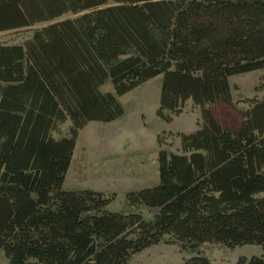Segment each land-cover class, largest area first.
<instances>
[{"label": "trees", "instance_id": "trees-1", "mask_svg": "<svg viewBox=\"0 0 264 264\" xmlns=\"http://www.w3.org/2000/svg\"><path fill=\"white\" fill-rule=\"evenodd\" d=\"M43 23L24 47L0 45L8 264H129L162 243L195 254L187 264H211L206 244L264 250V98L246 101L235 130L210 108L235 109L230 78L264 69V0H0V33ZM158 76L163 122L189 100L202 116L179 135L182 154L160 151L159 184L127 193L128 212L109 211L114 195L64 190L80 132L124 117L119 98ZM108 81L115 94L101 92Z\"/></svg>", "mask_w": 264, "mask_h": 264}, {"label": "rangeland", "instance_id": "rangeland-1", "mask_svg": "<svg viewBox=\"0 0 264 264\" xmlns=\"http://www.w3.org/2000/svg\"><path fill=\"white\" fill-rule=\"evenodd\" d=\"M77 15L66 14L60 21L75 19ZM48 24L0 33V45L25 46L34 34ZM264 69L230 78L234 108L224 104L210 107L216 118L226 127L235 130L239 124L237 111L250 108L247 100L263 99L264 91H257L263 84ZM163 76L143 84L119 101L125 116L115 123H92L79 134L78 150L66 176L64 190H91L101 192L114 201L111 212H128L125 204L127 193L154 188L159 184V153L161 150L182 154L179 135L192 134L202 124L201 109L189 100L180 116L171 123L163 122L157 115ZM103 94H115L114 86L108 81L100 89ZM70 121L59 126L53 133L55 139L68 136ZM160 141V145L158 144ZM77 145V144H76ZM139 212L146 221L154 214L146 209ZM201 253L211 264H237L241 258L261 257V246L246 245L228 249L222 245L206 244ZM196 255L181 251L177 245L162 243L132 257L129 264H187ZM6 255L0 253V264H8Z\"/></svg>", "mask_w": 264, "mask_h": 264}, {"label": "crops", "instance_id": "crops-1", "mask_svg": "<svg viewBox=\"0 0 264 264\" xmlns=\"http://www.w3.org/2000/svg\"><path fill=\"white\" fill-rule=\"evenodd\" d=\"M119 120H120V119H119ZM117 121H118V120H117ZM117 121H116V122H117ZM94 123H96V122H94ZM113 123H115V122H113ZM90 124H92V123H90ZM90 124H89V125H90ZM89 125H88V126H89ZM77 150H78V143H77L76 148H75V152H74L73 159H74V157H75V155H76V153H77ZM72 162H73V160H72ZM71 165H72V163H71ZM263 171H264V170H263Z\"/></svg>", "mask_w": 264, "mask_h": 264}]
</instances>
